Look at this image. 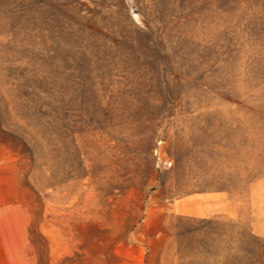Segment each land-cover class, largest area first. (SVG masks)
Instances as JSON below:
<instances>
[{
    "label": "rangeland",
    "instance_id": "1",
    "mask_svg": "<svg viewBox=\"0 0 264 264\" xmlns=\"http://www.w3.org/2000/svg\"><path fill=\"white\" fill-rule=\"evenodd\" d=\"M0 264H264V0H0Z\"/></svg>",
    "mask_w": 264,
    "mask_h": 264
}]
</instances>
